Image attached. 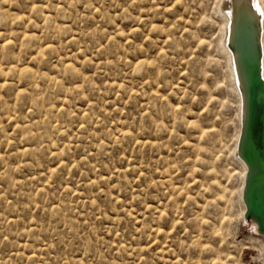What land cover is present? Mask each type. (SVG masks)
<instances>
[{"label": "rangeland", "instance_id": "rangeland-1", "mask_svg": "<svg viewBox=\"0 0 264 264\" xmlns=\"http://www.w3.org/2000/svg\"><path fill=\"white\" fill-rule=\"evenodd\" d=\"M223 4L0 0V264H264Z\"/></svg>", "mask_w": 264, "mask_h": 264}, {"label": "bare ground", "instance_id": "bare-ground-1", "mask_svg": "<svg viewBox=\"0 0 264 264\" xmlns=\"http://www.w3.org/2000/svg\"><path fill=\"white\" fill-rule=\"evenodd\" d=\"M224 4L222 10L226 17V25L224 29V36L222 44L228 55L229 68L233 77L235 90L239 97V109H240V133L237 136L236 144L234 147V154L242 167V180L240 190V200L243 205L244 217L250 219L253 226L261 232V227L258 219L247 213V191L250 186V179L254 176L255 172H250L248 166L243 159L242 152L245 147V126L247 120V91L248 82L245 77L244 69H248L253 76L255 72L261 79L263 87L261 89L260 97L264 100V60L259 52L258 45L254 48L253 42H256V19L262 17V30L264 29V1L252 0V4L244 2V4H238L241 0H223ZM246 1V0H245ZM238 2V3H237ZM249 2V1H248ZM258 22V21H257ZM224 27V26H223ZM262 41V40H261ZM229 43L233 46V49L229 47ZM242 51V56H240ZM243 58V60L241 59ZM256 163L260 164L259 160ZM261 166V165H260ZM261 234H263L261 232ZM264 236V234H263Z\"/></svg>", "mask_w": 264, "mask_h": 264}, {"label": "water", "instance_id": "water-1", "mask_svg": "<svg viewBox=\"0 0 264 264\" xmlns=\"http://www.w3.org/2000/svg\"><path fill=\"white\" fill-rule=\"evenodd\" d=\"M256 42H253L254 48ZM242 56V51H240ZM243 60V58L241 57ZM248 82L247 91V120L245 126V147L242 152L244 161L250 172H255L250 179L247 191V213L255 216L264 234V100L260 97L263 83L257 73L250 74L244 69ZM260 161L259 163L255 162ZM261 165V166H260Z\"/></svg>", "mask_w": 264, "mask_h": 264}]
</instances>
